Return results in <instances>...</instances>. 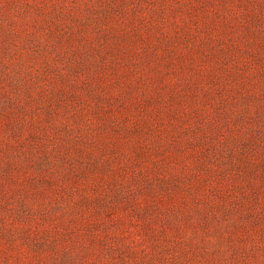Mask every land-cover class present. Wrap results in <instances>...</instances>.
Here are the masks:
<instances>
[{"label": "rangeland", "instance_id": "rangeland-1", "mask_svg": "<svg viewBox=\"0 0 264 264\" xmlns=\"http://www.w3.org/2000/svg\"><path fill=\"white\" fill-rule=\"evenodd\" d=\"M0 264H264V0H0Z\"/></svg>", "mask_w": 264, "mask_h": 264}]
</instances>
